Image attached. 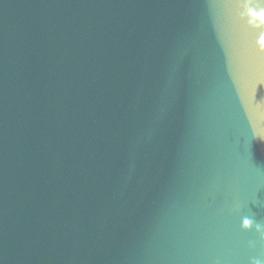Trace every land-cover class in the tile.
<instances>
[{
    "label": "water",
    "instance_id": "water-1",
    "mask_svg": "<svg viewBox=\"0 0 264 264\" xmlns=\"http://www.w3.org/2000/svg\"><path fill=\"white\" fill-rule=\"evenodd\" d=\"M264 264V0H0V264Z\"/></svg>",
    "mask_w": 264,
    "mask_h": 264
},
{
    "label": "clouds",
    "instance_id": "clouds-1",
    "mask_svg": "<svg viewBox=\"0 0 264 264\" xmlns=\"http://www.w3.org/2000/svg\"><path fill=\"white\" fill-rule=\"evenodd\" d=\"M257 264H259V262H257Z\"/></svg>",
    "mask_w": 264,
    "mask_h": 264
}]
</instances>
